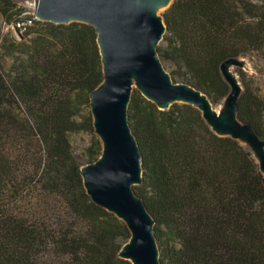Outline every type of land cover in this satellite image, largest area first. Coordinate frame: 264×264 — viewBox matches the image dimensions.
<instances>
[{
  "label": "trees",
  "instance_id": "trees-1",
  "mask_svg": "<svg viewBox=\"0 0 264 264\" xmlns=\"http://www.w3.org/2000/svg\"><path fill=\"white\" fill-rule=\"evenodd\" d=\"M15 9L0 0L7 24ZM161 17L156 52L171 80L212 105L229 92L221 64L264 49V0H173ZM96 39L84 23L35 21L0 45L11 59L7 72L0 64V264H131L119 257L130 233L86 195L69 138L93 131ZM240 82L237 119L263 140L264 98ZM127 123L141 154L132 189L154 221L159 263L264 264V176L250 152L191 105L159 110L137 90Z\"/></svg>",
  "mask_w": 264,
  "mask_h": 264
},
{
  "label": "water",
  "instance_id": "water-1",
  "mask_svg": "<svg viewBox=\"0 0 264 264\" xmlns=\"http://www.w3.org/2000/svg\"><path fill=\"white\" fill-rule=\"evenodd\" d=\"M173 0H35L38 21L53 24L79 22L97 35L103 82L90 95L93 129L102 143L100 158L81 168L82 184L90 201L122 221L130 233L119 257L131 264H160L154 221L132 187L141 182V154L127 123V107L133 85L159 110L174 103L200 111L218 136L248 145L259 159L264 174V141L250 126L237 119L241 87L227 69L237 66L229 59L220 66L229 86L224 113L217 114L207 97L182 83H174L162 68L156 46L165 33L159 7Z\"/></svg>",
  "mask_w": 264,
  "mask_h": 264
},
{
  "label": "rangeland",
  "instance_id": "rangeland-1",
  "mask_svg": "<svg viewBox=\"0 0 264 264\" xmlns=\"http://www.w3.org/2000/svg\"><path fill=\"white\" fill-rule=\"evenodd\" d=\"M11 1L18 8V10L17 9L13 10V12L17 11L16 13H18L19 11L21 12L23 10L32 12L33 6H35V0H11ZM168 7L169 4L163 7H159L156 15L162 19L161 16ZM8 25L9 24H7L0 15V45L3 43L5 38L14 37L11 30L7 28ZM163 45L164 43L161 39L157 44L156 49L162 47ZM157 56L162 68L169 75L171 65L167 61L163 60L159 55ZM237 61H238L237 66L229 65L227 69L234 75L236 81L241 87V90L243 89V87L241 85L240 80L244 79L246 85L249 88H251V90L255 94H257L261 98H264V49L261 53H252L245 58L237 59ZM0 64L4 72L8 71L11 64L10 58H7L5 56L1 57V50H0ZM132 90H137L135 85H133ZM212 106L214 110L218 113L220 112L222 114L225 111L223 102H221L219 105H212ZM90 110L91 109L89 106L87 112H89L91 116ZM69 138H70L72 154L76 159V161L78 162V164L81 166V168L87 165L94 164L95 163L94 161L100 158L102 153V143L95 134L94 129L92 132L81 131V132L72 133L70 134ZM96 143H98V145H96ZM243 146L250 152L252 158L258 165L259 159L256 153L248 145L243 144Z\"/></svg>",
  "mask_w": 264,
  "mask_h": 264
},
{
  "label": "built area",
  "instance_id": "built-area-1",
  "mask_svg": "<svg viewBox=\"0 0 264 264\" xmlns=\"http://www.w3.org/2000/svg\"><path fill=\"white\" fill-rule=\"evenodd\" d=\"M35 21L38 20L35 16V6H33L32 12L26 10L21 11L7 28L11 30L15 37H19L25 34L34 25Z\"/></svg>",
  "mask_w": 264,
  "mask_h": 264
},
{
  "label": "bare ground",
  "instance_id": "bare-ground-1",
  "mask_svg": "<svg viewBox=\"0 0 264 264\" xmlns=\"http://www.w3.org/2000/svg\"><path fill=\"white\" fill-rule=\"evenodd\" d=\"M215 112H216V111H215ZM216 113H217V114H219L220 112H219V113H218V112H216Z\"/></svg>",
  "mask_w": 264,
  "mask_h": 264
}]
</instances>
